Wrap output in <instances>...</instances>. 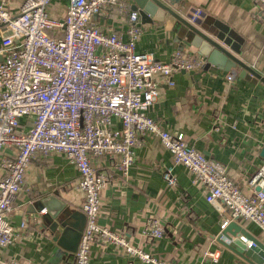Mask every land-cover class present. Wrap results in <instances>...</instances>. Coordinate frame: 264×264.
Instances as JSON below:
<instances>
[{
    "label": "crops",
    "instance_id": "obj_1",
    "mask_svg": "<svg viewBox=\"0 0 264 264\" xmlns=\"http://www.w3.org/2000/svg\"><path fill=\"white\" fill-rule=\"evenodd\" d=\"M126 1L131 6V0ZM2 2L6 10L16 14L23 0ZM68 2L50 0L49 16L62 17ZM167 5L186 19L188 12L201 10L200 22L194 26L210 37L207 28L220 30L222 25L232 32L233 36L228 32L226 36L235 50L226 46L227 50L264 77V18L257 17L252 0H180L178 6ZM126 19L115 12L101 11L92 22L104 31L123 33L127 38ZM139 21L142 32L135 44L137 52L151 53L155 59L167 62L180 49L204 61L199 69L174 72L173 85L157 77L158 94L148 115L164 129L182 131L189 144L225 165L228 178L244 193L251 194L248 180L264 159V82L248 72L241 73L238 65L229 70L213 64L206 66L209 44L204 41L194 45L190 39L179 37L173 29L175 19L169 14L162 21L152 22H143L139 15ZM2 34L0 26V47ZM233 70L234 79L228 81L226 74ZM112 123L114 128H120L117 118ZM11 153L9 147L0 150V155ZM117 159L116 155L91 157L92 166L111 178V183L101 190L97 215L100 226L123 232L131 244L167 264H264L261 253H246L248 242L241 248L237 236L225 239L221 235L220 216L206 201L205 187L193 181L184 165L174 164L171 153L156 134H140L127 173L122 172ZM170 165L175 177L173 185L162 178ZM77 179V170L63 154L29 162L23 187L6 215L13 227L18 228L23 220L26 226L9 245L0 246L1 260L13 264H74L79 240L73 235L74 227L84 225V196L76 187ZM41 207L46 212L41 213ZM63 207L72 224L53 229L46 216L59 215ZM154 218L164 225V234L159 238L144 237L142 231L147 221ZM231 221L264 246V232L257 224L243 219ZM208 252H215L216 257L207 255ZM90 264L152 263L114 244L94 242Z\"/></svg>",
    "mask_w": 264,
    "mask_h": 264
},
{
    "label": "built area",
    "instance_id": "obj_2",
    "mask_svg": "<svg viewBox=\"0 0 264 264\" xmlns=\"http://www.w3.org/2000/svg\"><path fill=\"white\" fill-rule=\"evenodd\" d=\"M252 1L257 17L263 19L264 0ZM49 2L23 0L16 14L0 3V150L13 151L0 155V246L9 245L26 226L23 220L13 227L6 215L23 187L29 162L60 153L77 170L76 187L84 196V226L74 264H90L94 242L114 244L148 263L167 264L131 244L123 232L97 222L101 190L111 178L92 166L91 157L116 155L125 174L140 134L148 132L160 138L174 164L184 165L193 181L205 187L206 201L220 216L221 231L230 219H243L264 232V159L248 180L253 192L246 194L228 178L225 165L189 144L182 131L164 129L147 113L158 94L157 77L173 85L174 72L199 69L204 61L180 49L167 62L137 52L142 25L138 11L126 0H69L60 18L49 16ZM101 11L127 18V38L92 22ZM201 15L195 9L189 19L193 22ZM234 76L230 71L226 79L233 81ZM113 118L119 129L112 126ZM162 178L168 185L175 183L173 165L164 169ZM164 232V225L154 218L142 235L159 238ZM206 254L216 257L215 252ZM0 264L13 263L0 259Z\"/></svg>",
    "mask_w": 264,
    "mask_h": 264
},
{
    "label": "water",
    "instance_id": "obj_3",
    "mask_svg": "<svg viewBox=\"0 0 264 264\" xmlns=\"http://www.w3.org/2000/svg\"><path fill=\"white\" fill-rule=\"evenodd\" d=\"M131 2V8L138 11L143 22H152L154 20L162 21L165 14H169L175 19L173 29L178 32L179 37H186L187 39H190V41H192L191 43L194 45L202 44L204 41L207 42L210 46V49L208 50L207 54L206 66L213 64L224 68L225 70H229L238 65L242 68L241 73L244 74L245 72H248L264 82V77H262L251 67L244 64L242 61L235 58V56H233L227 50L226 46L234 50L235 48L230 44L229 38L226 36V32L228 31L222 25L220 26V30L207 28L208 32L212 36L210 37L207 34L201 32L198 28H196V26H194V24H199L200 17L192 22L190 21V19H188L190 17V12H188L186 19L180 16L170 6L167 5L169 4L171 6H178L180 0H131ZM228 34L230 36H233L232 32H228ZM262 154L264 155V147L262 149ZM41 209L42 207L40 208V210ZM68 215V210L63 207L59 211V215L48 214L46 217L49 219L51 227L53 229H57L60 226H63L65 228L69 223V225L72 224L67 218ZM81 228L78 226L74 227L73 235L80 237L83 229ZM221 235L225 239H231L232 236H237L236 242L241 248L246 247V240L252 241L255 245L248 246L246 253L251 256L253 251H256L258 254L261 253V256L264 257V246L259 243L253 236L249 235V233L240 225H238L236 221L229 222L227 226L222 230Z\"/></svg>",
    "mask_w": 264,
    "mask_h": 264
}]
</instances>
